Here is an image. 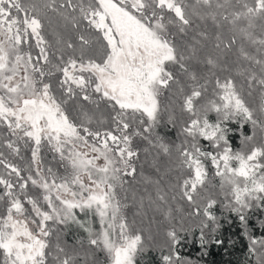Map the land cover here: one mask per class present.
<instances>
[{
    "label": "snow or ice",
    "instance_id": "6c2138e0",
    "mask_svg": "<svg viewBox=\"0 0 264 264\" xmlns=\"http://www.w3.org/2000/svg\"><path fill=\"white\" fill-rule=\"evenodd\" d=\"M217 206L264 264V0H0V264H197Z\"/></svg>",
    "mask_w": 264,
    "mask_h": 264
},
{
    "label": "trees",
    "instance_id": "16d2710c",
    "mask_svg": "<svg viewBox=\"0 0 264 264\" xmlns=\"http://www.w3.org/2000/svg\"><path fill=\"white\" fill-rule=\"evenodd\" d=\"M231 127L236 128L237 126L232 125ZM159 131L163 135L173 139L175 138L174 132L167 131L164 128H161ZM244 131L246 134H251L250 126H245ZM230 142L234 149L239 148L240 140L238 132L237 134L230 136ZM23 154L30 158V154L28 155L26 152ZM42 155L46 165L51 163L54 168L57 167L56 164L52 163L51 153L42 152ZM209 171L211 174L212 170L210 163ZM215 211L218 216H228L227 219H221V228L215 236L216 239L223 240L224 243L219 246L208 243L203 249H201L198 240L199 232L197 230L191 237H186L181 243L179 246L180 254L192 259L197 262V264H255V258L251 257L247 251L249 242L244 236H242L237 218L230 214L221 213L219 206H217ZM249 215L251 217L249 224L251 226L252 234L254 237L259 238L264 235V232L256 227V221L259 218H264V213L255 211L250 212ZM158 219L160 220L158 227L162 232L168 224L166 221H163L160 218ZM229 219L231 222H229ZM206 238L211 240L213 237L207 236ZM204 252H207V255H203ZM146 259L148 260V264H155V254L150 253L149 257Z\"/></svg>",
    "mask_w": 264,
    "mask_h": 264
},
{
    "label": "rangeland",
    "instance_id": "374dc122",
    "mask_svg": "<svg viewBox=\"0 0 264 264\" xmlns=\"http://www.w3.org/2000/svg\"><path fill=\"white\" fill-rule=\"evenodd\" d=\"M42 152L50 153V152H48V150L46 148L44 150H42ZM26 153H28V155L30 154V152H26Z\"/></svg>",
    "mask_w": 264,
    "mask_h": 264
}]
</instances>
